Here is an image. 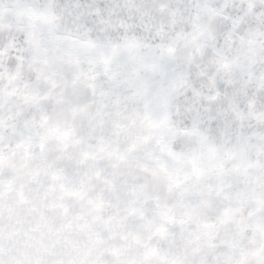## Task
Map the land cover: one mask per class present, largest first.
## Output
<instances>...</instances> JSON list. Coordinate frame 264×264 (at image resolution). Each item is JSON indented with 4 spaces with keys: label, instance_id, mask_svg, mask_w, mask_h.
Listing matches in <instances>:
<instances>
[{
    "label": "snow or ice",
    "instance_id": "6c2138e0",
    "mask_svg": "<svg viewBox=\"0 0 264 264\" xmlns=\"http://www.w3.org/2000/svg\"><path fill=\"white\" fill-rule=\"evenodd\" d=\"M0 264H264V0H0Z\"/></svg>",
    "mask_w": 264,
    "mask_h": 264
}]
</instances>
